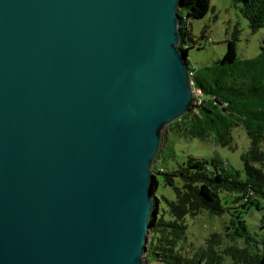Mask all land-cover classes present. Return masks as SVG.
Here are the masks:
<instances>
[{"label": "water", "instance_id": "1", "mask_svg": "<svg viewBox=\"0 0 264 264\" xmlns=\"http://www.w3.org/2000/svg\"><path fill=\"white\" fill-rule=\"evenodd\" d=\"M181 0H0V264H149L153 164L195 103Z\"/></svg>", "mask_w": 264, "mask_h": 264}, {"label": "trees", "instance_id": "2", "mask_svg": "<svg viewBox=\"0 0 264 264\" xmlns=\"http://www.w3.org/2000/svg\"><path fill=\"white\" fill-rule=\"evenodd\" d=\"M239 17L248 22L255 33L264 28V0H233ZM211 8L210 0H181L182 48L203 47L209 41V26L194 34L192 20L204 18ZM216 19V18H215ZM241 28L236 23L231 37L225 41V54L212 64L197 66L188 59L195 90V103L190 110L169 124L176 133L203 141L214 137L222 146L233 149L232 130L243 126L250 146L242 155L244 176L239 170L224 167L220 158L199 159L189 156L186 161L166 170L157 165L163 145L153 164L152 196L155 209L148 237V263L160 264H220L224 255L235 263L264 264V233L252 234L243 220L227 235L235 243L219 250L223 244L221 233H213L198 249L188 245L187 216L196 217L202 210L222 215L231 209L255 205L264 199V45L252 58H240L238 42ZM202 40V41H201ZM164 131L163 137L165 138ZM158 174L175 190V199H165L167 209H161L157 196ZM233 196L224 201L221 193ZM231 204H237L232 207ZM239 219L240 211L233 212ZM261 228L264 230V217ZM229 229V227H227ZM243 238L245 244L239 245Z\"/></svg>", "mask_w": 264, "mask_h": 264}, {"label": "rangeland", "instance_id": "3", "mask_svg": "<svg viewBox=\"0 0 264 264\" xmlns=\"http://www.w3.org/2000/svg\"><path fill=\"white\" fill-rule=\"evenodd\" d=\"M211 8L214 10L202 19L192 20L194 34L200 35L205 26H209V41L203 49H190L188 59L197 66L212 64L215 60L221 58L227 49L225 41L231 37V33L236 23H239L241 28L240 41L238 42V55L240 58H252L259 54L261 45H264V28L253 33L248 27V22L245 18L239 17L238 8L233 3V0H210ZM216 18V19H215ZM202 41V40H201ZM164 131L163 148L160 159L157 165L160 169L170 170L176 167L179 163L187 160L189 156L199 159L220 158L224 162V167L230 170H239L244 176V162L242 155L246 153L250 146V139L246 129L243 126L233 128V146H222L218 144L214 137L203 141L197 138H188L176 133L168 125ZM163 174H158L159 186L157 196L161 201V209H167L165 199H175V190L171 185L165 183ZM221 196L224 201L231 200L233 196L222 192ZM234 207L237 204H231ZM240 211L239 219L233 216V212ZM264 217V199H261L255 205L236 209H231L222 215H216L208 210H202L196 217L187 216V235L188 245L196 249L206 244V239L213 233H221L223 236V244L220 251L226 246L233 244L231 238L228 237V231L236 230L238 222L243 220L247 228L252 234L259 237L264 233L261 228L262 218ZM238 222H237V221ZM240 223V222H239ZM229 227V229H227ZM239 245H244L243 238L238 240ZM150 264H160L152 262ZM220 264H237L228 255H224V259ZM244 264V263H238Z\"/></svg>", "mask_w": 264, "mask_h": 264}, {"label": "built area", "instance_id": "4", "mask_svg": "<svg viewBox=\"0 0 264 264\" xmlns=\"http://www.w3.org/2000/svg\"><path fill=\"white\" fill-rule=\"evenodd\" d=\"M195 95H196V93H195Z\"/></svg>", "mask_w": 264, "mask_h": 264}]
</instances>
